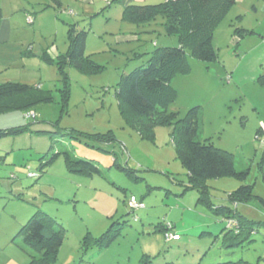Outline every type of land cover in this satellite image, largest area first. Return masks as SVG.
I'll use <instances>...</instances> for the list:
<instances>
[{"label": "rangeland", "instance_id": "1", "mask_svg": "<svg viewBox=\"0 0 264 264\" xmlns=\"http://www.w3.org/2000/svg\"><path fill=\"white\" fill-rule=\"evenodd\" d=\"M29 1L20 0L27 11L22 27L36 51L54 45L65 54L69 26L77 23L87 31L86 57L92 63L85 64L84 70L65 66L66 75L58 64L46 65L42 78L38 68L33 78H23L27 82L23 84L51 93L54 101L36 106L34 119L21 111L0 114V130L31 126L23 134L0 139V264H27L25 243L13 240L39 211L65 230L56 264H84V249L88 264H130L129 258L131 264H138L146 253L156 256L155 264H207L212 263L208 256L214 254L218 262L238 261L244 255L253 264L262 256L260 264H264V225H257L242 247L224 248L223 235L201 237L200 213L213 215L199 203L196 189L185 191L190 178L176 151L175 126L158 125L149 138L141 133L144 126L139 130L118 103L121 75L138 67V60H131L135 52H152L156 42L179 45L178 37L167 34L166 18L154 15L138 23L129 21L124 11L127 0H61V7L55 0ZM232 10L215 32L218 60L204 63L187 51L191 72L174 77L172 86L178 96L168 106V112L179 118L200 106L202 138L231 154L238 171L250 170L243 181L233 177L207 181L216 206L228 204L229 194L241 185H251L253 195L264 199L260 164L264 85L259 83L264 74V0H237ZM65 77L70 84H65L70 96L66 103L61 100ZM34 78L39 79L37 84L30 82ZM110 131L115 142H109ZM68 150L99 165L103 175L69 171L64 154ZM116 163L121 169L114 167ZM30 172L40 178L29 177ZM150 185L160 188L152 196L160 206L147 201L148 209L139 212L136 220L127 197L141 198ZM167 200L169 204H163ZM248 202L241 204L244 217L264 223V206L256 198ZM168 214L183 233L180 243H167L159 231ZM107 233L109 238L114 236L109 247L98 251L100 242L91 251L92 238L101 239ZM97 252L103 258L94 263L90 255Z\"/></svg>", "mask_w": 264, "mask_h": 264}, {"label": "trees", "instance_id": "2", "mask_svg": "<svg viewBox=\"0 0 264 264\" xmlns=\"http://www.w3.org/2000/svg\"><path fill=\"white\" fill-rule=\"evenodd\" d=\"M236 2L237 0H164L153 5L126 6L125 17L135 23L149 20L154 15L164 16L167 21V34L178 37L180 43L178 46H160L155 43V49L152 52H135L131 60H138L136 62L138 67L128 74L121 75L116 92L122 112L130 121H133L134 125L138 126L139 130L144 126L141 133L147 137L152 136L158 125L175 126L176 151L190 178V183L184 185L185 191L196 189L199 203H204L211 213L217 216L221 215V221L224 222L225 228L219 234L213 235L218 239L223 235L222 245L224 248L242 247L245 240H248V236L258 229L257 225H264L263 222H255L244 217L241 206V204L249 203L248 201L252 198H256L264 206V199L253 195L251 185H241L229 194L228 204L216 206L211 200L212 196L209 193L207 181L226 177L243 181L247 179L250 170L238 171L231 154L214 147L209 140L202 138V110L200 106L197 105L189 109L184 118L169 113L168 106L176 101L178 96L176 89L172 86L174 77L178 74L186 75L191 72L187 51L192 58L204 63H214L218 60L219 54L214 45L215 32ZM1 12L0 9V16ZM69 27L68 51L65 54L56 53L48 47L40 56L47 64L52 66L58 64L61 72L65 75V66L84 70L85 64L92 63L86 57L87 31L81 30L77 23L71 24ZM243 31L244 29L238 30V33L241 34ZM64 81L61 100L66 103L70 97L69 90L65 86V84H69L68 78L65 77ZM259 83L264 85V74L259 77ZM53 101L51 93L47 94L36 86L15 82L0 84V114L21 111L27 115V118L34 119L35 114L32 111L36 106ZM138 123H141L142 127H139L141 124ZM30 127L25 125L2 129L0 130V139L23 134L25 131L31 130ZM110 132L109 142H115V134L113 131ZM111 134L114 136L113 139ZM64 154H66L69 171L84 175H103L104 170L96 163L78 158L69 150ZM260 164L264 167V157ZM115 165L121 169L120 165L116 163L114 167ZM109 167H111L110 164ZM29 177L40 178V174L30 172ZM148 187L147 194L141 198L132 195L143 203L144 207H131L129 203L132 196L127 197L128 209L136 220L139 212L148 209L147 201L151 200L153 205L160 206L152 197L155 195L154 191L160 188L152 185ZM163 204H169L168 200ZM175 223L173 219L167 218L159 229L161 233H164L167 243L179 241L182 237L178 234L179 225L177 226ZM111 232L109 231V233ZM206 234L212 235L210 231L203 232L201 237ZM167 235H178L180 238L179 240L168 239ZM113 237L109 238L108 233L101 239L93 237L92 241L94 242L90 244L91 251L95 245H101L100 242L103 244L98 251H103V248L109 247ZM18 239L26 245L22 248L29 254L27 264H56L59 251L65 241V230L57 220L47 213L39 211L26 224L22 225L13 241L17 242ZM84 251L86 255L88 251L86 249ZM85 255L82 256V261H84ZM202 255H207V253ZM214 255L208 256L209 261H212L208 264H242L245 262L242 259L238 262L229 259L218 262L214 260ZM155 257L148 253L143 254L139 264H155ZM168 264L180 263L172 261Z\"/></svg>", "mask_w": 264, "mask_h": 264}, {"label": "crops", "instance_id": "3", "mask_svg": "<svg viewBox=\"0 0 264 264\" xmlns=\"http://www.w3.org/2000/svg\"><path fill=\"white\" fill-rule=\"evenodd\" d=\"M21 1H24V3L30 2L29 0H21ZM55 1L58 3L60 7L62 6L61 0H55ZM239 1H244V0H239ZM158 2L161 1L127 0L126 6H128L131 3L135 5H153ZM0 9L2 11L0 16V84L7 82L23 83L24 82L23 78H27V79L33 78L34 77L33 75L36 74L38 68L39 71L41 72L40 74L42 78L44 72L48 70L46 65L49 66L51 65L46 64L45 61L40 58L44 49L36 51V48L30 43V36H28V33L27 34L24 33V31L26 30H23L22 24L24 23L23 12H27L26 5L22 4L20 0H0ZM26 20L28 21V17L26 18ZM50 48L54 50L56 53H59L58 48L56 46L51 45L49 46V49ZM31 66H33L34 69L29 70ZM38 80L39 79L34 78L30 82L33 84H37ZM37 86H40V84ZM212 215L213 216H207V214L201 212L200 216H202V218L198 222V225H200L201 230H203V232H209L210 230V233H212V235L219 234L220 232H222L223 228H225L224 222L221 221V217H220L221 215L217 216L216 214L213 213ZM168 217H170L169 219H172V216L168 215ZM185 230L189 232L187 229ZM178 234H180L182 237L179 241H174L175 243H180L183 240V233H181L179 229H178ZM100 254L101 252H97L95 255L93 254L90 255V258L94 260V263H96L95 262L96 258L103 255V253L101 255ZM102 258L103 256L100 257L99 260H101ZM129 259L131 264V258ZM241 259L245 261L242 262V264L254 263V261L250 259H246L244 255H242ZM261 259L262 256H260V258L256 262L260 264ZM231 261L238 262L239 260L238 261L231 260ZM83 263L88 264L85 261H83Z\"/></svg>", "mask_w": 264, "mask_h": 264}, {"label": "built area", "instance_id": "4", "mask_svg": "<svg viewBox=\"0 0 264 264\" xmlns=\"http://www.w3.org/2000/svg\"><path fill=\"white\" fill-rule=\"evenodd\" d=\"M28 21L31 22V18H28ZM130 206L131 207H134V208H141V207H144V204L139 202L136 197H131V200H130ZM167 238L168 239H175V240H179V236L178 235H167Z\"/></svg>", "mask_w": 264, "mask_h": 264}, {"label": "clouds", "instance_id": "5", "mask_svg": "<svg viewBox=\"0 0 264 264\" xmlns=\"http://www.w3.org/2000/svg\"><path fill=\"white\" fill-rule=\"evenodd\" d=\"M28 18H30V17H28ZM29 22V21H28ZM133 197V196H132Z\"/></svg>", "mask_w": 264, "mask_h": 264}]
</instances>
